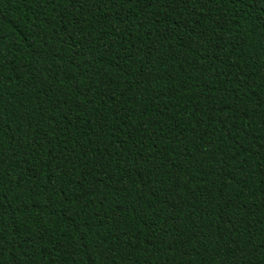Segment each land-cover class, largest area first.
I'll use <instances>...</instances> for the list:
<instances>
[{"label": "trees", "instance_id": "trees-1", "mask_svg": "<svg viewBox=\"0 0 264 264\" xmlns=\"http://www.w3.org/2000/svg\"><path fill=\"white\" fill-rule=\"evenodd\" d=\"M0 264H264V0H0Z\"/></svg>", "mask_w": 264, "mask_h": 264}]
</instances>
